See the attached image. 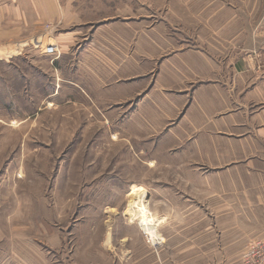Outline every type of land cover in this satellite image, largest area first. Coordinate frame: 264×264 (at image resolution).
<instances>
[{
	"label": "crops",
	"instance_id": "obj_1",
	"mask_svg": "<svg viewBox=\"0 0 264 264\" xmlns=\"http://www.w3.org/2000/svg\"><path fill=\"white\" fill-rule=\"evenodd\" d=\"M140 2L141 7L138 0H0V53L12 44L27 48L47 35L59 54L50 58L51 70L60 75L64 67L67 77H73V69H79L82 85L77 79L59 82L80 91V99H90L99 112L112 110L114 130L122 134L114 137L119 135L128 146L129 157L149 163V176L158 172L162 180H176L180 193L183 187L184 194L198 196L205 209L215 212L209 233L221 226L220 236L234 231L243 251L253 239L264 238V0ZM156 11L167 23L191 20L185 29L195 47L190 50L171 39L162 48L150 43L173 54L156 70L159 76H148L154 71L150 67L138 75L136 56L131 55L137 29L131 20L151 18ZM118 49L128 53L105 57L104 51ZM13 60L0 57V87L9 86L5 67L18 68ZM28 65L24 67L39 73L34 63ZM18 75L16 93L23 99L22 84L28 80ZM32 75L38 89L31 92L37 97L44 82L37 77L45 76ZM47 86L37 103L60 95L61 85L56 89L54 81ZM70 99L66 102H77L74 95ZM119 226L105 233L102 264H123V258L130 261L133 255L126 246L130 237L118 236ZM17 237L16 253L8 251L3 264H41L35 237L24 231ZM48 264L57 263L49 259Z\"/></svg>",
	"mask_w": 264,
	"mask_h": 264
},
{
	"label": "rangeland",
	"instance_id": "obj_2",
	"mask_svg": "<svg viewBox=\"0 0 264 264\" xmlns=\"http://www.w3.org/2000/svg\"><path fill=\"white\" fill-rule=\"evenodd\" d=\"M140 12L144 14V10ZM190 21L167 23L159 11L151 18L138 15L131 20L137 29V47L131 55L136 56L138 75H145L150 67L153 74L147 75L159 76L156 70L173 54L160 50L168 39L194 49L193 37L185 29ZM47 40L46 35L22 49L12 44L0 53L5 62L14 59L18 65L5 67L16 104L10 108L0 105V264L6 261L8 251L16 253L17 236L23 231L35 237L34 249L41 252V264H48L49 259L57 264H102L105 233L112 234L113 226L120 223L118 236L128 235L131 241L126 246L133 251L130 261L121 260L123 264H243L241 238L234 231L220 236L221 226L217 233H209L214 211L205 209L198 196L184 194L183 187L180 193L176 180H162L155 171L149 176V163L129 157L128 146L118 140L121 132L112 125V110L109 114L99 112L90 99H80V91L77 94L73 86L59 82L77 79L82 85L76 73L79 69H73V77H67L64 67L60 75L51 70V57L41 53ZM150 43L160 48L154 49ZM104 53L106 58H115L128 52L118 49ZM18 56H26L25 61L17 60ZM33 63L39 73L24 67ZM32 73L45 76L37 77L44 81L39 85L40 97L47 94V84L55 81L56 89L62 87L58 98L37 103L39 92L35 91L37 97L31 92L38 89L32 83ZM18 74L29 82L22 84L26 89L23 99L15 90ZM73 95L77 102H66ZM115 132L119 133L117 138ZM133 187L144 194L137 204L131 203ZM106 204L118 205V209H106ZM130 207L135 213L144 208L153 220L150 227L155 230V243L139 226L141 214L133 219L128 215ZM226 240L230 245L224 248Z\"/></svg>",
	"mask_w": 264,
	"mask_h": 264
},
{
	"label": "built area",
	"instance_id": "obj_3",
	"mask_svg": "<svg viewBox=\"0 0 264 264\" xmlns=\"http://www.w3.org/2000/svg\"><path fill=\"white\" fill-rule=\"evenodd\" d=\"M41 53L53 59L59 54L52 44H47ZM243 264H264V238H255L241 252Z\"/></svg>",
	"mask_w": 264,
	"mask_h": 264
},
{
	"label": "bare ground",
	"instance_id": "obj_4",
	"mask_svg": "<svg viewBox=\"0 0 264 264\" xmlns=\"http://www.w3.org/2000/svg\"><path fill=\"white\" fill-rule=\"evenodd\" d=\"M38 45V44H37ZM131 194L130 196H132V202L131 203H139V201L144 197V194L142 191H140L139 189L133 187L130 189ZM128 215L131 217V219L135 218L138 214H141L142 219L139 220V224L141 225V227L147 232V234H149V236L151 237V240L153 243L156 242V239H154V235H155V231H153V229L149 228V224L152 223V219L149 216H146V211L143 208L142 210H139L137 213H135V210H133L132 207H130L127 211ZM138 219V217H137Z\"/></svg>",
	"mask_w": 264,
	"mask_h": 264
},
{
	"label": "trees",
	"instance_id": "obj_5",
	"mask_svg": "<svg viewBox=\"0 0 264 264\" xmlns=\"http://www.w3.org/2000/svg\"><path fill=\"white\" fill-rule=\"evenodd\" d=\"M10 90L11 89L9 88L8 85H3V87H0V105L1 106H7V107L15 106L16 103L14 100V96ZM15 90H17V89H15ZM17 100H19L18 97H17Z\"/></svg>",
	"mask_w": 264,
	"mask_h": 264
}]
</instances>
